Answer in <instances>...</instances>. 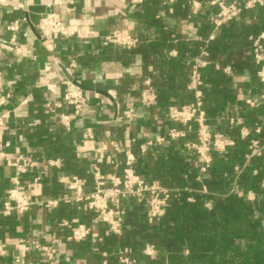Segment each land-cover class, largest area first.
Returning <instances> with one entry per match:
<instances>
[{
	"label": "trees",
	"instance_id": "trees-1",
	"mask_svg": "<svg viewBox=\"0 0 264 264\" xmlns=\"http://www.w3.org/2000/svg\"><path fill=\"white\" fill-rule=\"evenodd\" d=\"M140 5L143 24L134 34L138 38L136 46L126 49L114 44L101 45L118 61L142 59L143 75L137 79L128 77L135 86L128 91L129 96L140 102L143 81L150 78L157 95L156 105L163 111V117H168L167 107H182L195 99L188 84L194 60L205 49L209 64L200 69L203 109L212 132L222 133L233 145L223 153L213 152L211 163L203 172L197 155L184 146L195 134L194 125H180L188 132L185 138L177 142L167 140L144 155L138 151L136 139L131 146L137 159L135 171L147 182L159 183L170 191L164 215L159 220H150L144 205L129 200L124 230L117 236L97 224L94 213L61 203L54 212L56 226L66 232L59 225L63 218L72 224L81 221L91 225L95 238L75 244L94 254L96 264H103L105 250L112 251L107 264H118L120 248L142 264H264V99L256 106L246 102L248 97L264 94V83L258 76L261 66L255 62L253 53L254 40L264 32V4L243 9L238 17L222 24L211 40H207L209 31L204 38L197 39L186 38L179 31V25L188 20V0L170 4L143 0ZM203 5L208 6L206 0ZM23 16L22 10H14L6 17L12 20ZM21 41L18 36L17 42ZM261 44L264 51V39ZM172 49L177 50L176 56L170 55ZM149 65L153 71H148ZM227 66L229 73L224 71ZM0 72L19 80L17 89L10 93L13 99L30 92L35 96L32 105L43 107L46 92L36 85V76L28 72L24 60L17 62L11 52L4 51L0 54ZM42 117L44 122L49 120L47 115ZM243 129L248 131L246 135ZM112 130L121 133L123 128L115 125ZM32 134L38 137L46 157L62 160L63 168L57 171L62 184L65 185L70 174L92 182L87 174L92 160L88 159L87 171L77 163V154L65 139L67 135L61 126L50 129L49 124L39 125ZM254 141L261 147L259 155L253 154ZM122 155L124 163L126 153ZM58 187L54 192L63 194L64 188ZM6 197L7 193H0L1 210ZM5 221L0 214L1 227ZM146 242L155 244L154 258L142 253ZM75 244L72 243L73 247Z\"/></svg>",
	"mask_w": 264,
	"mask_h": 264
},
{
	"label": "crops",
	"instance_id": "crops-1",
	"mask_svg": "<svg viewBox=\"0 0 264 264\" xmlns=\"http://www.w3.org/2000/svg\"><path fill=\"white\" fill-rule=\"evenodd\" d=\"M206 1L208 6L203 5V0H188L190 5L188 20L185 24L179 25V31L186 38H204L206 32L209 31L208 36L212 32L209 16L218 11V7L211 5L210 0ZM31 2L46 5L47 12L44 15H57L65 24L87 36L85 38L42 35L38 37L27 24L18 33L22 41L17 42L16 49H0V54L4 51L11 52L17 62L24 60L28 72L36 76V85L41 87L47 95L43 107L32 105L35 96L30 92L13 99L10 93L17 89L19 80L17 77L0 72V154L5 155L0 158V193L6 195L7 191L14 186L12 182L15 171L14 161L22 154L31 155L40 162L39 167L33 172L20 176L23 190L32 197L54 199L62 195L57 194V191L54 192V188L63 187L64 192L66 189V185L62 184L61 176L58 177L57 172L63 168V162L60 158L46 157L39 147L38 137L32 132L39 125L49 124L50 129L61 126L55 114L46 113V103L62 101L63 93L67 89L79 88L66 78L62 66L81 84L106 91L115 99L113 102L96 91L82 90L86 97L85 106L72 118L70 131L61 126L67 135L65 139L77 154V163L84 166L86 171L88 159L98 162L105 172L113 170L112 164L107 159V156L112 154L111 141H124L122 142L124 145L129 138L134 137L140 145L148 138L165 132L173 126V123L168 117H163V111L159 106L145 108L136 101V98L128 94V91L135 87L128 77L137 79L143 75L142 59L136 57L130 61H118L112 54L108 59L110 55L101 46L105 45L103 37L109 33L122 31L134 35L141 28L143 13L140 4L135 5L130 0H31ZM0 3V35L9 38L10 33L5 30V26L18 18L9 20L6 16L15 10L14 6L20 3L18 0H1ZM169 11L171 13L172 8ZM24 31H27L25 36ZM91 33L93 35H90ZM172 52L174 54H171ZM170 55L176 56L177 50L172 49ZM216 67L219 68V66ZM227 68L228 71H226ZM148 71H153L152 65L148 66ZM224 71L229 73L230 67L227 66ZM147 79L151 83L150 78H145L144 81ZM48 82L56 85L55 93L48 91ZM67 82H70V85ZM7 95H9L8 98H6ZM251 98L258 99L256 105L259 104L260 99H263L261 96H251L247 99ZM58 111L74 112L68 105H64ZM131 113L135 116L128 120L126 114ZM42 114L49 117L47 122L43 121ZM115 125L122 126L121 133L112 130ZM87 127L93 128L94 140L83 141L82 135ZM247 132L246 129L242 131L246 134ZM121 156L123 155H117V158L124 165ZM47 159H58L60 166L46 164ZM121 167L117 169L118 173H121ZM42 171L45 173L41 174ZM38 175L42 179L39 183H34V178ZM57 208L34 206L25 213L4 216L6 221L3 227L0 226L2 236L0 264H96L94 254L66 240L70 233L69 229L61 227L66 231L64 233L56 226L58 220L54 219V212ZM94 233L95 229L92 236L95 238ZM34 240L56 250L54 262H47V253L38 251L36 248L32 247L29 251H25V247ZM72 243L76 246L73 247ZM91 249L95 250V247L92 246ZM105 251L111 255L112 251ZM16 257H20L22 262H17Z\"/></svg>",
	"mask_w": 264,
	"mask_h": 264
},
{
	"label": "built area",
	"instance_id": "built-area-1",
	"mask_svg": "<svg viewBox=\"0 0 264 264\" xmlns=\"http://www.w3.org/2000/svg\"><path fill=\"white\" fill-rule=\"evenodd\" d=\"M133 4L139 5L143 0H130ZM167 3L171 0H163ZM211 5L217 6L218 11L209 16V21L213 27L207 40L214 39L215 31L222 25L232 19L238 17L243 9H252L257 5H263V0H210ZM15 10L22 9V6H14ZM27 25L25 17L15 19L5 26V30L10 33L9 38L0 35L1 48H17L18 33ZM37 31L44 37H74L85 38L87 35L80 34L79 31L65 24L61 17L57 15H44L37 27ZM27 35V31L23 32ZM90 35H93L91 33ZM264 39L262 32L254 40V59L261 67L258 71L259 79L264 83V51L261 40ZM103 43L122 46L126 49H132L138 43V38L130 33L122 31H114L103 37ZM171 54H174L172 52ZM208 53L202 50L200 56L195 58L192 67V73L188 88L194 90L195 99L182 107L169 106L166 113L173 126H170L165 132H161L154 137L148 138L139 145L138 151L144 155L148 150L155 146L164 145L167 140L179 141L187 136V130L180 128V125L190 127L195 126V134L192 138L185 142V147L192 150L198 157L201 164V170L206 171L211 163L212 153H223L228 146L233 145V141L229 140L222 133H213L203 109L202 77L200 69L207 66L209 61L206 59ZM229 69L227 68L226 71ZM70 85V82H67ZM143 90L140 97V103L145 108H154L157 104V95L151 86L150 80L147 79L143 83ZM47 89L50 93H55L56 85L48 82ZM7 95L6 98H8ZM264 99V94L261 95ZM246 102L255 106L258 99H247ZM86 104L84 92L79 89H67L62 96V101H53L46 103V113L55 114L58 123L67 131L71 130L72 118L76 113L80 112ZM68 105L73 108L74 112L58 111ZM135 114H126L129 120ZM233 122V120H232ZM246 133H243L245 135ZM83 141L94 140L95 133L92 127L85 128L83 132ZM136 142L134 137L129 138L123 145L119 141H111L112 154L107 159L113 166V170L105 172L98 162H91L88 166L87 174L92 178L89 183L84 177L72 174L65 183V192L58 198H36L27 195L20 183V176L28 174L37 169L40 162L31 155H19L14 161V176L12 182L14 186L7 191V197L4 201L3 209L0 214L10 216L13 213H25L34 206L43 208H57L60 203L68 205H76L79 210L84 212H92L95 214L94 221L105 228L108 233L120 236L124 230V219L127 215V203L129 200H135L137 203L147 208L150 220H159L164 215V208L170 197V191L159 183H149L147 180L134 169L136 157L131 151V146ZM126 153L124 165L118 160L117 155ZM261 147L256 141L253 142V154L259 155ZM5 155L0 154V158ZM45 163L50 166H60V161L47 159ZM122 165V167H121ZM122 169L121 173L117 169ZM45 172H41L43 174ZM42 177L40 175L34 178V183H39ZM60 227L69 229L70 233L66 240L69 242L86 241L93 236L94 228L84 222L77 221L72 224L69 220L63 219ZM47 253L46 261L54 262L56 259V250L46 245H42L39 241L34 240L29 246L25 247V251L31 248ZM156 246L153 243L146 242L142 248V253L150 258H154ZM105 258L103 264H107V251L102 252ZM118 264H142L136 259H131L124 253L123 249L117 252ZM17 262H22L20 257H16Z\"/></svg>",
	"mask_w": 264,
	"mask_h": 264
},
{
	"label": "water",
	"instance_id": "water-1",
	"mask_svg": "<svg viewBox=\"0 0 264 264\" xmlns=\"http://www.w3.org/2000/svg\"><path fill=\"white\" fill-rule=\"evenodd\" d=\"M1 1V0H0ZM20 5L22 6V10L24 13V17L26 19V22L29 26V28L31 29V31L37 35L38 37H40V34L37 31V27L43 17L44 14H46L47 12V6L44 4H36V3H32L31 0H18ZM0 13H1V3H0ZM0 26H1V21H0ZM63 71L66 75V78L75 86L79 87L81 90L84 91H96L98 93H101L105 96H107L111 101L115 102V99L113 98V96H111L109 93H107L106 91H102V90H96L90 87H87L83 84H81L80 82H78L76 79H74L66 70V68L64 66H62ZM116 106V103H115Z\"/></svg>",
	"mask_w": 264,
	"mask_h": 264
},
{
	"label": "bare ground",
	"instance_id": "bare-ground-1",
	"mask_svg": "<svg viewBox=\"0 0 264 264\" xmlns=\"http://www.w3.org/2000/svg\"><path fill=\"white\" fill-rule=\"evenodd\" d=\"M3 1H5V0H3Z\"/></svg>",
	"mask_w": 264,
	"mask_h": 264
}]
</instances>
